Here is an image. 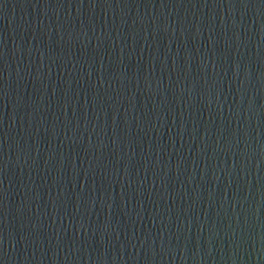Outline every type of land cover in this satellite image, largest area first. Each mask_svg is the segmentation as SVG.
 Wrapping results in <instances>:
<instances>
[{"label": "water", "instance_id": "95a60500", "mask_svg": "<svg viewBox=\"0 0 264 264\" xmlns=\"http://www.w3.org/2000/svg\"><path fill=\"white\" fill-rule=\"evenodd\" d=\"M252 264H264V175Z\"/></svg>", "mask_w": 264, "mask_h": 264}]
</instances>
